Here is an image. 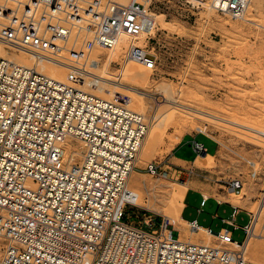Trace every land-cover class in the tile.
<instances>
[{
    "label": "built area",
    "instance_id": "built-area-1",
    "mask_svg": "<svg viewBox=\"0 0 264 264\" xmlns=\"http://www.w3.org/2000/svg\"><path fill=\"white\" fill-rule=\"evenodd\" d=\"M148 1L0 0V48L81 65L92 49H113L120 34L133 40L145 35L149 43L155 24ZM250 1L209 0V5L217 15L238 19ZM126 57L151 72L157 69L147 45L130 46ZM146 123L117 103L0 57V239L5 245L0 264H253L242 249L227 248L235 242L229 230L206 228L216 234L213 246L172 239L166 219L156 224L151 211L136 205L128 177L136 169ZM67 138L84 143V149L65 159ZM192 150L196 157L207 153L198 142ZM144 170L181 181V170L167 171L154 161ZM222 185L227 194L242 187L237 179ZM232 210L223 223L240 229L243 243L254 219L249 214L248 223L237 228L239 212ZM189 224L197 230L196 221Z\"/></svg>",
    "mask_w": 264,
    "mask_h": 264
},
{
    "label": "rangeland",
    "instance_id": "rangeland-1",
    "mask_svg": "<svg viewBox=\"0 0 264 264\" xmlns=\"http://www.w3.org/2000/svg\"><path fill=\"white\" fill-rule=\"evenodd\" d=\"M128 1L122 0L124 4ZM205 1H148L155 29L150 34L151 41L148 43V36H145L138 47L147 45L156 55L158 65L151 75L127 62L126 56L114 62L108 60V53L96 52L93 58L100 61L108 74L128 71L134 84L144 81L142 90L150 94L167 91L168 98L196 111V114H191L178 108L167 111L161 108L158 112L161 104L147 99L140 101L137 95L128 93L125 88L109 87L129 97L130 104L116 102L143 114L147 127L150 128L153 118L150 144L141 153L133 173L132 182L137 186L133 188L136 202L152 211L156 224L161 217L168 216L172 228L169 235L187 242H213L214 236L206 239L207 230L203 228L209 227L213 233L221 228L231 231L235 243L241 244L244 233L222 223V220L231 219L232 210L226 205L231 204L241 211L235 219L238 227L248 223L249 217L245 213L252 216L254 211H261L260 219H254L258 230L256 235L261 238L251 239V246L259 248L260 255H256L259 261H247L264 264V231L261 229L264 205L259 204L264 191V136L258 134L264 133V13L251 15L248 22H240V28H231L226 23L233 20L205 8L201 5ZM206 12L211 14L209 21ZM223 23L227 26L223 27ZM135 42L140 41L137 39ZM18 54L23 59L26 56ZM102 87L108 89L104 85ZM197 128L206 137L195 136L199 132H196ZM249 129L258 133L247 131ZM181 133V139L195 136L204 143L207 154L211 156L208 164L198 161L182 168L173 166L169 159L175 146L169 150L168 141H175L174 137ZM190 152L188 148L181 150L187 156ZM149 161L167 171L181 170V181L151 177L144 170ZM232 179L239 180L242 187L228 196L221 187L222 181ZM196 191L224 203L220 207L208 204L198 214L199 199L190 193ZM187 199L189 207L184 218L195 219L200 225L197 230L191 229V225L181 217ZM215 243L218 244L216 240ZM4 246L0 239V258ZM244 251V254L249 252Z\"/></svg>",
    "mask_w": 264,
    "mask_h": 264
},
{
    "label": "bare ground",
    "instance_id": "bare-ground-1",
    "mask_svg": "<svg viewBox=\"0 0 264 264\" xmlns=\"http://www.w3.org/2000/svg\"><path fill=\"white\" fill-rule=\"evenodd\" d=\"M118 2L121 4H124L122 2V0H118ZM201 5L205 6V8L212 11V9L209 5V0H206L205 2L201 3ZM262 13H264V0H251L249 5L247 6V8L245 10L244 15L241 18L231 19L233 21L230 22V20H229V22L227 21L226 24H228V26H230L231 28H238V27L240 28V22L246 23V22H248L247 21L248 17H250L251 15L262 14ZM206 14H208V13L206 12ZM210 15H211L210 13L208 15H206L207 20L211 19ZM226 24L223 23L222 26L225 27V26H227ZM250 24H252V23H250ZM258 27L261 28L260 26H258ZM144 37H145V35L139 37L138 40L140 42L136 43L135 40L137 41V39H135V40L129 39L127 36L120 34L117 38V43L113 49L105 50V49L96 47V48L92 49V51L87 56L89 58L88 59L86 58L87 60L85 59L81 65L80 64L69 65V64L62 63V62H57L56 60H52V59L49 60L46 58L38 57V56H35L31 53H28V52H25L22 50L3 48V47L0 48V57L10 61L11 63L20 65L22 67L34 69L38 73H40V74H42V75H44V76H46V77H48L54 81L65 84L71 88L81 90L83 92H86L87 94H90L92 96H95L97 98H100V99H103L106 101H111L113 103H117L116 101H119L120 103L130 104L129 97L126 96L125 94L119 93L117 90H113L112 88L110 89L109 87L112 86V87H117V88H122V89L125 88V90L128 93H132V94L137 95L138 98L140 99V101L147 99V100L153 101V103L161 104V106H158V107H160L158 109V112L161 108H165L166 111L168 109L178 108L182 111H187L188 113L196 114V111H194L190 108L188 109L182 105H179L175 100H171V98H168L167 95L169 92H167V91L165 92V91L159 89L160 90L159 94H154V92H153V94H150V93L146 92L145 90H142L141 89L142 85H143L142 83H144V81L141 80V82L139 84H134L133 78H131L128 71H122L118 74H112V75L108 74V72L104 69V66L101 65L100 61L97 58H93L94 53H96V52L108 53L107 54L108 60L111 59L114 62H119V60L121 58H124L126 56L127 49L130 46H134V45H137V47L140 46L141 45L140 43L144 41ZM73 40H74V38L70 39V42ZM18 53H23L26 56L23 59L22 56L19 55ZM127 62H129L130 64L135 65L137 67H140L145 72L146 75H151L153 73V72L145 69L142 65H139V64H137V63H135L129 59L127 60ZM109 65H111V63ZM79 69H82V70H79ZM109 83L115 84V85H110ZM102 85L108 87V89L103 88ZM158 96L160 98H156ZM120 106H123V105H120ZM126 109L129 112L134 113V114L140 116L143 120H145V117L140 112L132 111L128 108H126ZM152 119L153 118H151V120ZM179 119H181V118H179ZM151 120H150V128L149 127L147 128V131H146L144 139L142 141L139 153L137 154L136 159L134 161V167L135 168H136L137 163L139 162L138 160H139V157L141 156V153L150 144L149 132L151 130V124H153V121L151 122ZM173 122L176 125L178 123L177 120H175V119L173 120ZM197 131H199L198 133L201 134L200 133L201 129L197 128L196 132ZM247 131L252 132V133L254 132L255 134L258 133L256 131H252L250 129ZM258 134H260L262 137L264 136V133H258ZM181 136H182V133L179 134L178 137H174L175 141L174 140H171V142L168 141V143H169L168 149L169 150L179 143ZM73 142L74 141L70 140L69 138H67L65 140V143L63 145L64 158L65 159H67L69 157V155H71L72 153L80 154L84 149V143H82L80 141H75V144H74ZM166 147H167V145H166ZM207 156H209L207 153H206V155L198 156V161H206ZM133 173H134V170H132L130 172L129 177H128V189L135 194V190L133 188H135L137 186H135L134 185L135 183L132 182ZM141 184H143V183H141ZM130 185L133 186V187H131L133 190L130 188ZM237 191L230 193L228 196L235 194ZM217 202H220V201L217 200ZM259 204H261V203H259ZM136 205L141 207V208L146 209L145 207L140 206L139 203H137V202H136ZM148 211H150V209H148ZM261 215H262L261 211H254L252 216H253V219L258 220V219H260ZM164 219H166L168 221V226L170 227V225H169L170 218L168 216H164ZM170 229L171 228L166 229V234L168 236H170L169 235ZM257 231H258L257 226H256V224H254V220H253L252 228L249 231V235L247 236L245 241L241 244H236L235 242H232L230 245L227 246V248L230 250H233V249H231V247L236 248V249H242V251L248 250L249 252L248 253L246 252L247 254H244L245 259L250 260V261H254V262L259 261L257 259L258 257H256V255H260L259 248L251 246V239L252 238H254V237L255 238H259V237L261 238V236L256 235ZM205 234H206V239L208 236L209 237L214 236V241L210 242V243H208L206 241H196V242H190V243H200V244L209 245V246L215 245L216 244L215 243L216 235L210 234V233H208V231ZM173 237H174V235H173ZM179 238H180V236H179ZM178 240L185 241L182 238H180Z\"/></svg>",
    "mask_w": 264,
    "mask_h": 264
},
{
    "label": "crops",
    "instance_id": "crops-1",
    "mask_svg": "<svg viewBox=\"0 0 264 264\" xmlns=\"http://www.w3.org/2000/svg\"><path fill=\"white\" fill-rule=\"evenodd\" d=\"M199 135H201V136H204V137H206L205 135H203V134H195V136H199ZM195 136L193 137V136H190L189 138H187V139H185L184 137H182V139L180 140V142L172 149V151H171V155H170V159H169V161L173 164V166H176V167H178V168H182V167H184V166H186L187 164H190V163H197L198 162V157H196V155H195V153L193 152V150H192V143L193 142H198V143H200V144H202L204 147H205V145H204V143H202V142H199L196 138H195ZM202 138V137H201ZM208 138V137H207ZM183 148H188L191 152H190V155L189 156H187V155H184V154H182L181 153V150L183 149ZM210 155L209 156H207V158H206V161H202V162H206L207 164H208V162L210 161L209 159H210ZM192 195H194V196H196L198 199H199V204H198V208L196 209V212L198 213V214H200V213H202V209H204V208H206L207 207V205L208 204H213L215 207H220V206H222L223 205V203L224 202H217L215 199H212V198H214V197H212V198H210V197H205V196H203L202 195V193H200V192H198V191H196V192H190ZM227 203H225V205H226ZM224 205V206H225ZM227 207L229 206V208H231V210L233 209V205H226ZM188 207H189V205H188V199L186 200V203H185V205H184V208L182 209V212H181V217L183 218V216L185 215V213H186V211H187V209H188ZM235 208V207H234ZM233 211V210H232ZM238 212L240 213L241 211H239L238 210ZM232 213V212H231ZM245 214H247L248 216H249V213L247 212V213H245ZM212 218H214V216L212 215L211 216ZM184 219V218H183ZM186 222H188V223H190V222H192V221H196L195 219H193V220H188V219H184ZM223 221H227V220H222V223H223ZM224 224V223H223ZM224 225H226V224H224ZM198 226H200V225H198ZM226 226H228V225H226ZM237 226V225H236ZM201 227H203V226H201ZM230 227V226H229ZM203 228H209V227H203ZM237 228H241V227H238L237 226ZM210 229V228H209ZM234 229V228H233ZM220 230H227V229H225V228H221ZM219 230V231H220ZM231 232V231H230ZM214 235H216V234H214Z\"/></svg>",
    "mask_w": 264,
    "mask_h": 264
},
{
    "label": "trees",
    "instance_id": "trees-1",
    "mask_svg": "<svg viewBox=\"0 0 264 264\" xmlns=\"http://www.w3.org/2000/svg\"><path fill=\"white\" fill-rule=\"evenodd\" d=\"M183 218H184V216H183ZM185 219V218H184Z\"/></svg>",
    "mask_w": 264,
    "mask_h": 264
}]
</instances>
